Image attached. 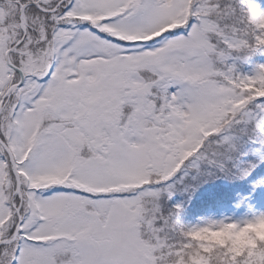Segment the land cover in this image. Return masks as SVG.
Returning a JSON list of instances; mask_svg holds the SVG:
<instances>
[{
	"label": "snow or ice",
	"instance_id": "snow-or-ice-1",
	"mask_svg": "<svg viewBox=\"0 0 264 264\" xmlns=\"http://www.w3.org/2000/svg\"><path fill=\"white\" fill-rule=\"evenodd\" d=\"M262 47L254 0H0V264H264L161 202L264 164Z\"/></svg>",
	"mask_w": 264,
	"mask_h": 264
},
{
	"label": "trees",
	"instance_id": "trees-1",
	"mask_svg": "<svg viewBox=\"0 0 264 264\" xmlns=\"http://www.w3.org/2000/svg\"><path fill=\"white\" fill-rule=\"evenodd\" d=\"M256 4L264 11V0H254ZM264 47L258 49L254 54V60L263 58L261 51ZM248 65V63H247ZM250 177L254 179L251 186L244 191L240 188V182L235 183L231 179L220 176L214 180V182L205 183L200 189L199 196L188 205L191 213L185 219V225L198 224L200 221L208 219L210 212L216 211L222 213L224 209L230 205L238 206L239 210L249 211L260 201L264 196V164H261L255 169ZM238 188V189H237Z\"/></svg>",
	"mask_w": 264,
	"mask_h": 264
},
{
	"label": "rangeland",
	"instance_id": "rangeland-1",
	"mask_svg": "<svg viewBox=\"0 0 264 264\" xmlns=\"http://www.w3.org/2000/svg\"><path fill=\"white\" fill-rule=\"evenodd\" d=\"M259 10L263 11L260 6ZM254 54V53H253ZM253 54L249 57L247 61H235V63L238 66V69L246 75H252L254 73V68L257 65H264V62L261 61L263 58H258L259 60H254ZM235 55V54H234ZM261 55L264 56V50L261 51ZM233 61H229V63H232ZM248 63V65H247ZM238 179H231L235 183H239L240 181V188H242L244 191H246L251 184L254 182V179L249 176L244 178ZM216 179V178H215ZM215 179H209L205 183H212ZM202 183L197 187L190 188L188 191H184L183 186H179L177 190H175L172 194V196L169 198L167 194L165 193L162 197V204L166 205V208L172 209L175 208L176 205H182L181 209L178 211L177 219L180 222V224L185 225V219L187 216L191 213L190 208H188V205L192 203L198 196H199V189L205 184ZM238 189V188H237ZM264 213V196L263 199L260 201L259 204H257L255 207H253L249 211H242L239 210L238 206H228L224 209L222 213L212 211L210 212L208 219L205 221H200L196 225H203L206 221L212 220V221H220L225 219H231V220H242L245 218H250L253 214H259ZM195 226L194 224H190L187 227Z\"/></svg>",
	"mask_w": 264,
	"mask_h": 264
},
{
	"label": "clouds",
	"instance_id": "clouds-1",
	"mask_svg": "<svg viewBox=\"0 0 264 264\" xmlns=\"http://www.w3.org/2000/svg\"><path fill=\"white\" fill-rule=\"evenodd\" d=\"M212 221V220H209ZM206 221L205 223H207ZM204 223V224H205ZM196 226V225H195ZM192 226V227H195ZM233 229H227L222 232H216L215 234L210 231H202L195 234V237L207 244H215L217 242L229 241V243L235 242L237 246H243L245 244L254 243L253 240L250 239V236L254 235L257 238L264 239V221L258 222L256 225L245 228L243 232L240 233L238 237L232 236L231 233Z\"/></svg>",
	"mask_w": 264,
	"mask_h": 264
}]
</instances>
